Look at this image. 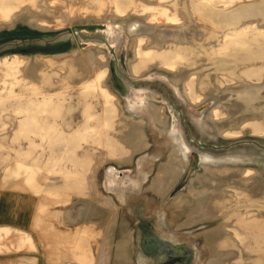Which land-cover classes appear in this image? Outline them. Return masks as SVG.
<instances>
[{
	"label": "rangeland",
	"instance_id": "374dc122",
	"mask_svg": "<svg viewBox=\"0 0 264 264\" xmlns=\"http://www.w3.org/2000/svg\"><path fill=\"white\" fill-rule=\"evenodd\" d=\"M0 36L1 264H264V0H0Z\"/></svg>",
	"mask_w": 264,
	"mask_h": 264
},
{
	"label": "flooded vegetation",
	"instance_id": "af4514ba",
	"mask_svg": "<svg viewBox=\"0 0 264 264\" xmlns=\"http://www.w3.org/2000/svg\"><path fill=\"white\" fill-rule=\"evenodd\" d=\"M129 32L132 34L133 37H136V36H139V35H142L144 33H142V30H141V24L140 22L138 21H134V22H131L129 23ZM141 30V31H140ZM119 91H120V94L127 97V98H135L136 102L141 104V103H145V99H144V95L145 93H147L148 91H145V90H142V89H136L134 88L132 85L130 84H127L125 83L124 81L122 80H118V83H116V86H115ZM148 105H152V103H145ZM154 105V104H153ZM155 107L159 108L158 109V117L160 119V122L161 124H163L164 126H166L167 124L163 121L162 119V116L160 115L159 111H160V107L159 106H156L154 105ZM175 131L176 132H179V134L181 136H183V138H185V132L182 128V124L181 122H179L178 119H175ZM197 154L196 153H193L192 155V161H191V164H190V168L189 170L186 172V176L189 175V173L194 170L196 167H197ZM151 250L154 254H158L159 253V248L158 247H151ZM174 261L171 260V262H168L166 264H172ZM176 262V261H175Z\"/></svg>",
	"mask_w": 264,
	"mask_h": 264
},
{
	"label": "bare ground",
	"instance_id": "6f19581e",
	"mask_svg": "<svg viewBox=\"0 0 264 264\" xmlns=\"http://www.w3.org/2000/svg\"><path fill=\"white\" fill-rule=\"evenodd\" d=\"M210 24H212V23H210ZM202 28H204V29H209L210 28V25L207 23V22H205V23H202ZM212 28V27H211ZM211 28H210V30H211ZM213 30V29H212ZM140 37V36H139ZM134 38V37H133ZM140 39V38H139ZM147 54H148V52H147ZM152 55V54H151ZM150 55V56H151ZM134 69V68H133ZM137 70H138V68H137ZM147 105V104H146ZM148 108H152V110H153V112H151V110H150V112L152 113V115H153V120L154 121H156V122H160V119H159V117H158V109L159 108H157V107H155L153 104L152 105H148ZM115 111V110H114ZM216 119V118H215ZM214 119V120H215ZM217 120V119H216ZM215 127V129H216V131L218 132V134L219 135H221L222 137H224V138H232L231 136H232V133H230L228 130H226V129H224V130H222L219 126H214ZM206 128V127H205ZM209 129V128H208ZM178 152V150L177 149H175L174 150V154L175 153H177ZM173 154V153H172ZM171 154V155H172ZM173 156V155H172ZM169 158H171V157H169ZM173 158H174V156H173ZM173 158L171 159V160H173ZM174 161V160H173ZM167 164H171V162L169 163V162H167ZM169 166H171V165H169ZM174 166V165H173ZM168 167V166H167ZM166 167V168H167ZM175 167V166H174ZM205 167V170H207L208 168L206 167V166H204ZM172 170V169H171ZM226 171H228V170H226ZM252 171L253 170H249V171H245V172H243V175H245V176H249L251 173H252ZM184 172V168H183V166H178L176 169H175V172H173V177H172V180H173V182L175 181V180H177V178L181 175V173H183ZM77 174V173H76ZM104 199H105V197H103ZM104 201V200H103ZM114 207V206H113ZM106 244V243H105Z\"/></svg>",
	"mask_w": 264,
	"mask_h": 264
},
{
	"label": "crops",
	"instance_id": "0c3cea01",
	"mask_svg": "<svg viewBox=\"0 0 264 264\" xmlns=\"http://www.w3.org/2000/svg\"><path fill=\"white\" fill-rule=\"evenodd\" d=\"M6 230L8 231V229H6ZM7 233L9 234V231H8ZM28 244H31V242L28 243ZM107 244H108V243H107ZM18 245H19V244H18ZM19 247H20V248H23V246H20V245H19ZM91 249L93 250V243H91ZM106 256H107V254H106ZM106 256H105V259H106ZM83 257L86 258V255H84ZM105 259H104V264H105ZM0 264H1V263H0Z\"/></svg>",
	"mask_w": 264,
	"mask_h": 264
},
{
	"label": "water",
	"instance_id": "95a60500",
	"mask_svg": "<svg viewBox=\"0 0 264 264\" xmlns=\"http://www.w3.org/2000/svg\"><path fill=\"white\" fill-rule=\"evenodd\" d=\"M1 37V36H0Z\"/></svg>",
	"mask_w": 264,
	"mask_h": 264
}]
</instances>
